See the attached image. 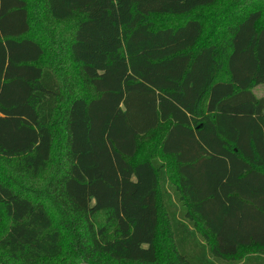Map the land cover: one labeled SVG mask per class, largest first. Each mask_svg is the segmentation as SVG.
Listing matches in <instances>:
<instances>
[{
  "label": "trees",
  "instance_id": "1",
  "mask_svg": "<svg viewBox=\"0 0 264 264\" xmlns=\"http://www.w3.org/2000/svg\"><path fill=\"white\" fill-rule=\"evenodd\" d=\"M217 1L0 0V264H264V0L200 46Z\"/></svg>",
  "mask_w": 264,
  "mask_h": 264
},
{
  "label": "rangeland",
  "instance_id": "2",
  "mask_svg": "<svg viewBox=\"0 0 264 264\" xmlns=\"http://www.w3.org/2000/svg\"><path fill=\"white\" fill-rule=\"evenodd\" d=\"M237 0H218L215 4L211 6H204L196 9L192 12L189 18H199L205 23V30L202 38L200 39V46L206 44L210 41H220L222 37H227L229 34V28L227 25L231 24L232 21H235L238 16L240 15V9L237 7ZM75 20H70L66 22H57L51 23L52 25L55 24V27L52 29L55 30L58 34H61V37H66L68 34V30L70 29L71 25L74 23ZM152 21L155 26L163 27V26H178L184 20L179 18L178 16H171V15H153ZM223 21H229L226 24H223ZM67 69L71 77H73L78 86L76 88L81 89L83 92L95 95L93 89L87 85V83L83 80L82 75H80L79 67L71 60L67 58ZM254 94L257 97H264V84H260L253 89ZM149 138H143L140 140V149H139V156L144 155V150L147 151L149 148H152L153 151H159V146L157 144L158 134L154 133L148 136ZM149 141V144H147ZM146 147H149L146 149ZM163 160H168L164 157H159ZM19 163L17 159H13L11 162L7 161L6 159L0 160V170H4L6 173H14L16 177L23 181L25 177H23V173L18 171H14L13 167H17ZM169 175H170V186L175 187L176 189V177L173 170L171 171V167L169 166ZM40 184V183H39ZM173 191V190H172ZM26 194V193H24ZM180 207H183V203L179 202ZM1 215H2V224L0 226V237L6 232L10 225V219L7 217L3 209L0 207ZM101 221H106L104 216L100 218ZM243 252V251H241ZM241 254V253H240ZM126 264V263H123Z\"/></svg>",
  "mask_w": 264,
  "mask_h": 264
}]
</instances>
